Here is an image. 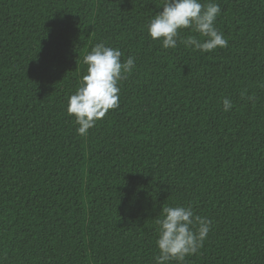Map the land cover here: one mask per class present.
<instances>
[{
	"label": "trees",
	"instance_id": "obj_1",
	"mask_svg": "<svg viewBox=\"0 0 264 264\" xmlns=\"http://www.w3.org/2000/svg\"><path fill=\"white\" fill-rule=\"evenodd\" d=\"M201 2L226 48L153 41L162 0H0V264H154L163 205L212 222L186 264H264V0ZM101 42L135 68L80 136L68 98Z\"/></svg>",
	"mask_w": 264,
	"mask_h": 264
},
{
	"label": "clouds",
	"instance_id": "obj_2",
	"mask_svg": "<svg viewBox=\"0 0 264 264\" xmlns=\"http://www.w3.org/2000/svg\"><path fill=\"white\" fill-rule=\"evenodd\" d=\"M161 12L148 21L147 34L153 41H160L165 49H175L183 44L186 49L208 53L226 48L228 40L215 26L221 9L215 3L201 0H162ZM189 35H181L182 30ZM203 38V39H201ZM105 43H96L83 56L86 66L74 94L68 98L66 112L74 117L76 132L86 136L96 122L109 110L119 107V83L135 68V58ZM245 93H241L244 96ZM252 99V97H248ZM223 111L234 107L229 98L223 99ZM156 219L158 254L154 264H186V258L198 254L211 229V220L195 213L191 206H165Z\"/></svg>",
	"mask_w": 264,
	"mask_h": 264
}]
</instances>
